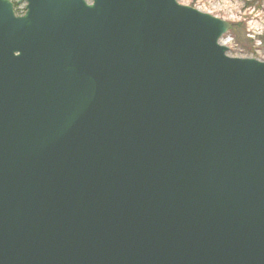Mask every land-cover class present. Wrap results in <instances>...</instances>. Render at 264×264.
I'll return each mask as SVG.
<instances>
[{
    "label": "water",
    "instance_id": "obj_1",
    "mask_svg": "<svg viewBox=\"0 0 264 264\" xmlns=\"http://www.w3.org/2000/svg\"><path fill=\"white\" fill-rule=\"evenodd\" d=\"M0 0V264H264V62L176 0Z\"/></svg>",
    "mask_w": 264,
    "mask_h": 264
},
{
    "label": "rangeland",
    "instance_id": "obj_2",
    "mask_svg": "<svg viewBox=\"0 0 264 264\" xmlns=\"http://www.w3.org/2000/svg\"><path fill=\"white\" fill-rule=\"evenodd\" d=\"M176 1L231 25L220 41L221 45L228 48L229 57L264 62V0ZM22 8L23 5L18 10Z\"/></svg>",
    "mask_w": 264,
    "mask_h": 264
},
{
    "label": "flooded vegetation",
    "instance_id": "obj_3",
    "mask_svg": "<svg viewBox=\"0 0 264 264\" xmlns=\"http://www.w3.org/2000/svg\"><path fill=\"white\" fill-rule=\"evenodd\" d=\"M7 1H9L12 4L13 12H14L16 17H22L25 15V13H26V4L25 3H20V0L18 2H13L12 0H7ZM21 5H23V8L21 11H19L18 9Z\"/></svg>",
    "mask_w": 264,
    "mask_h": 264
}]
</instances>
